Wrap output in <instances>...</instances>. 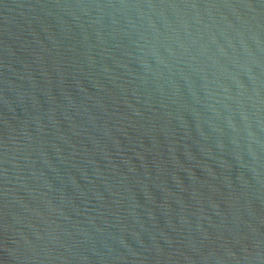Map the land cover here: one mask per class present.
Wrapping results in <instances>:
<instances>
[{"label": "water", "instance_id": "95a60500", "mask_svg": "<svg viewBox=\"0 0 264 264\" xmlns=\"http://www.w3.org/2000/svg\"><path fill=\"white\" fill-rule=\"evenodd\" d=\"M0 264H264V0H0Z\"/></svg>", "mask_w": 264, "mask_h": 264}]
</instances>
